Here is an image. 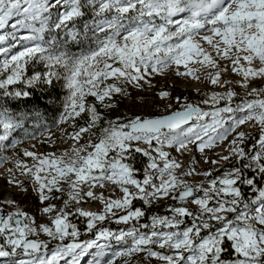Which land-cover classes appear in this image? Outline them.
<instances>
[{
  "label": "snow or ice",
  "instance_id": "1",
  "mask_svg": "<svg viewBox=\"0 0 264 264\" xmlns=\"http://www.w3.org/2000/svg\"><path fill=\"white\" fill-rule=\"evenodd\" d=\"M0 30V150L41 120L8 104L30 89L58 86L53 123L73 129L59 155H0L11 165L0 196L4 264H80L93 248L92 264H264V0H0ZM169 76L211 89L195 103L159 90V113L145 100L139 114L113 117L132 90ZM172 151L192 153L191 163ZM162 201L166 213L153 212ZM90 202L99 208L86 210ZM72 216L94 238L80 240ZM112 241L119 250L105 261Z\"/></svg>",
  "mask_w": 264,
  "mask_h": 264
},
{
  "label": "rangeland",
  "instance_id": "2",
  "mask_svg": "<svg viewBox=\"0 0 264 264\" xmlns=\"http://www.w3.org/2000/svg\"><path fill=\"white\" fill-rule=\"evenodd\" d=\"M72 51H78V48L75 45H73ZM29 69H32V67L31 66L27 67L26 74H27ZM152 83H153L154 87L150 91L132 90V92H133L132 97L129 99L123 100L122 106L118 107L117 109H115L113 111V117L115 115H122V116L123 115H129L130 116L133 113L139 114L142 107L144 106L145 100L147 101L148 111H150L152 113H159L163 109L162 103H160V102L153 103L154 93L156 91H159V90L169 91L173 97L181 96V98H183L184 96H187L190 101L195 103L199 99L202 98V95H201L202 93L207 92L211 89V86L208 85L206 82L201 83L200 81H195V80H191V79L185 80L183 78H177L174 76L153 77ZM197 88L200 89V93H198L196 91ZM236 90L238 92L240 91L239 88H237ZM136 91H140L141 94L139 96H137ZM242 94L243 93H241V95ZM135 105H139L140 107H135ZM202 107H207V106H202ZM38 123L41 124L42 126L37 127ZM76 123H77V125H82L84 123V120L81 118H77ZM45 124H46L45 122L41 121V122L35 123L34 126H32V127H30V126L28 127L25 124L23 129H17L15 132L12 133V136L9 138V141H11V139L15 138V139H21L22 143L17 145L16 149H11V148H7V147L3 148L2 150H0V155L7 156L9 158V160H11L15 154L22 152V150H24V149H30L33 151L44 152V153L55 152L57 155H59L61 152H63V150L65 148H67L69 146V144L72 143V141L69 139V136L65 135V133H71L73 131V129L71 126H65V125L56 126V125H54L53 128H48L49 131L45 132V130H44ZM250 131H252L253 133L255 132L254 129H252ZM25 132H27L29 134V136H25ZM33 134L36 137L35 139L30 138L31 135H33ZM49 135L52 136L54 141H55V143L52 145L45 143V141L47 140ZM33 145H35V147H33ZM172 155L175 156L176 153L174 151H172ZM29 163H31L30 158H29ZM10 166L11 165L9 163L0 164V196H3L6 194V182H5L4 177H5L6 169ZM207 167H208V165H207ZM199 179H201V178L198 177V180ZM191 181L192 180H190V182ZM111 191H112V189L109 187L105 191V195L106 196L109 195L111 193ZM115 195L116 196L119 195L118 191L116 192ZM22 204L25 207V210L29 211L30 214L33 213V207H32L33 201L31 199H29L26 204L22 201ZM89 204L93 205V206H98V208H99V205L97 203L90 202L88 204L83 205L85 207V209H86V206ZM169 204H171V201L167 202V204L162 201L161 203L154 205L152 210H153V212H155L157 214L163 215L166 213V208ZM141 205H142V202H134V206H136V207H140ZM35 215L37 217H39L40 214L38 211H36ZM70 219L73 223L77 224L78 228H80V227L84 228L85 227V224L82 221V218H80L78 216H72V217H70ZM38 222H39V220H38ZM104 226L111 228L113 231H117L121 227H126L124 225H117L115 223H109V222H105ZM83 228L80 229L81 230V235L79 237L80 240L94 238V233L86 234L84 232ZM111 243H112V248L108 250V256L105 257V261L108 259V257L111 255V253L113 251L119 250L120 246L116 245L114 241H112ZM94 253H95L94 248L90 249L86 253L85 258L91 257L89 264H92V262L95 259ZM87 260L85 259L84 263L87 262ZM116 264H123V260L120 258H117Z\"/></svg>",
  "mask_w": 264,
  "mask_h": 264
},
{
  "label": "trees",
  "instance_id": "3",
  "mask_svg": "<svg viewBox=\"0 0 264 264\" xmlns=\"http://www.w3.org/2000/svg\"><path fill=\"white\" fill-rule=\"evenodd\" d=\"M32 69H29L27 75H30ZM19 87V85H17ZM31 95L27 98H20L19 100H9L8 104L18 112H24L28 110H39L41 113V120H28L25 124L29 127L34 126L37 122H45L44 125L47 128H53L54 118L59 115V111L62 110L59 101L63 97V91L57 86L54 90L40 91L37 89H30ZM251 145L249 144V147ZM139 160V157H138Z\"/></svg>",
  "mask_w": 264,
  "mask_h": 264
},
{
  "label": "bare ground",
  "instance_id": "4",
  "mask_svg": "<svg viewBox=\"0 0 264 264\" xmlns=\"http://www.w3.org/2000/svg\"><path fill=\"white\" fill-rule=\"evenodd\" d=\"M189 148H192V146L190 145L189 146ZM207 151V150H206ZM215 152L216 153H220L221 152V147H217L216 149H215ZM192 155V153H187L185 156H183V157H179V154H177L176 153V155L175 156H178L181 160H183L186 164H188V163H191V160L189 159V157ZM208 155L209 156H212L213 154H212V152H209L208 153ZM195 158H196V160L197 161H199L200 160V154L198 153V152H196L195 153ZM197 167H202V168H207V165H202V164H197ZM189 180H192V177H189L188 178ZM197 180H198V178H197ZM87 209H90V210H93V211H96L97 209H98V206H93V205H87L86 206V210ZM83 257H85V256H82V257H79V260H80V263L82 262V259H83ZM17 258H20V257H17ZM71 256H68V257H65L64 258V260H61L60 261V264H67V261H69V260H71ZM111 258V255L108 257V259H110ZM6 258H0V264H4V260H5Z\"/></svg>",
  "mask_w": 264,
  "mask_h": 264
},
{
  "label": "built area",
  "instance_id": "5",
  "mask_svg": "<svg viewBox=\"0 0 264 264\" xmlns=\"http://www.w3.org/2000/svg\"><path fill=\"white\" fill-rule=\"evenodd\" d=\"M83 228V227H80V229ZM84 229V228H83Z\"/></svg>",
  "mask_w": 264,
  "mask_h": 264
}]
</instances>
